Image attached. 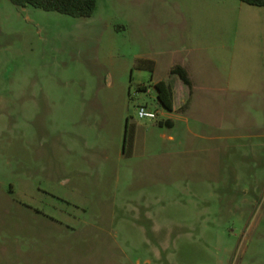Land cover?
I'll list each match as a JSON object with an SVG mask.
<instances>
[{
  "label": "rangeland",
  "instance_id": "374dc122",
  "mask_svg": "<svg viewBox=\"0 0 264 264\" xmlns=\"http://www.w3.org/2000/svg\"><path fill=\"white\" fill-rule=\"evenodd\" d=\"M0 264H264V6L0 0Z\"/></svg>",
  "mask_w": 264,
  "mask_h": 264
},
{
  "label": "trees",
  "instance_id": "16d2710c",
  "mask_svg": "<svg viewBox=\"0 0 264 264\" xmlns=\"http://www.w3.org/2000/svg\"><path fill=\"white\" fill-rule=\"evenodd\" d=\"M16 5H27L32 4L36 7H40L47 10H57L59 12L67 13L73 16H90L94 13L96 8L97 0H11ZM250 4L264 6V0H242ZM151 60L147 61V58L141 59V65H151ZM148 62V63H147ZM170 71L172 73H177L182 81L192 86V79L187 68L180 64H174ZM156 88V94L158 101L166 109H174V89L172 84L165 80L159 79L154 83ZM140 88L146 89V84H141ZM159 124H167L172 126L174 120L171 117L158 119Z\"/></svg>",
  "mask_w": 264,
  "mask_h": 264
},
{
  "label": "built area",
  "instance_id": "2783aa9c",
  "mask_svg": "<svg viewBox=\"0 0 264 264\" xmlns=\"http://www.w3.org/2000/svg\"><path fill=\"white\" fill-rule=\"evenodd\" d=\"M140 116L156 117V112L147 109L145 106L139 108Z\"/></svg>",
  "mask_w": 264,
  "mask_h": 264
},
{
  "label": "crops",
  "instance_id": "0c3cea01",
  "mask_svg": "<svg viewBox=\"0 0 264 264\" xmlns=\"http://www.w3.org/2000/svg\"><path fill=\"white\" fill-rule=\"evenodd\" d=\"M175 64H176V63H175ZM180 64H181V63H180ZM172 66H173V65H172ZM187 70H188V69H187ZM188 72H189V71H188ZM189 74H190V73H189ZM190 77H191V76H190ZM191 79H192V78H191ZM156 81H157V80H156ZM156 81H155V82H156ZM174 108H175V103H174Z\"/></svg>",
  "mask_w": 264,
  "mask_h": 264
}]
</instances>
